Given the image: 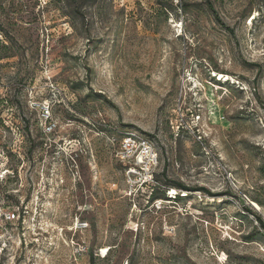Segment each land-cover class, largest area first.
Listing matches in <instances>:
<instances>
[{
    "label": "rangeland",
    "instance_id": "374dc122",
    "mask_svg": "<svg viewBox=\"0 0 264 264\" xmlns=\"http://www.w3.org/2000/svg\"><path fill=\"white\" fill-rule=\"evenodd\" d=\"M0 264H264V0H0Z\"/></svg>",
    "mask_w": 264,
    "mask_h": 264
},
{
    "label": "built area",
    "instance_id": "2783aa9c",
    "mask_svg": "<svg viewBox=\"0 0 264 264\" xmlns=\"http://www.w3.org/2000/svg\"><path fill=\"white\" fill-rule=\"evenodd\" d=\"M45 125L48 131L56 128L57 124L51 118L50 106H43ZM124 163L132 184L146 185L158 183L156 175L160 158L154 142L146 135L137 131L123 133L120 145L115 153Z\"/></svg>",
    "mask_w": 264,
    "mask_h": 264
},
{
    "label": "bare ground",
    "instance_id": "6f19581e",
    "mask_svg": "<svg viewBox=\"0 0 264 264\" xmlns=\"http://www.w3.org/2000/svg\"><path fill=\"white\" fill-rule=\"evenodd\" d=\"M256 17V14L253 16V18L251 19V21H250V23L252 24L253 23V20H254V18ZM223 73L221 72V75H222ZM223 77H225L226 79H230L231 77H230V75L229 74H223ZM253 203V205H254V207H256L257 209H262V207H261V205L257 202V201H252ZM105 251V250H104Z\"/></svg>",
    "mask_w": 264,
    "mask_h": 264
},
{
    "label": "trees",
    "instance_id": "16d2710c",
    "mask_svg": "<svg viewBox=\"0 0 264 264\" xmlns=\"http://www.w3.org/2000/svg\"><path fill=\"white\" fill-rule=\"evenodd\" d=\"M179 187H180V188H183V189H188L187 186L184 185V184H181ZM178 195H179V194H178ZM176 198H178V196H176Z\"/></svg>",
    "mask_w": 264,
    "mask_h": 264
}]
</instances>
